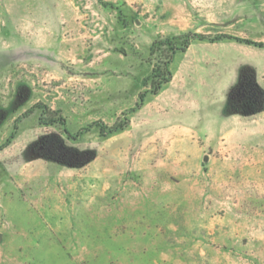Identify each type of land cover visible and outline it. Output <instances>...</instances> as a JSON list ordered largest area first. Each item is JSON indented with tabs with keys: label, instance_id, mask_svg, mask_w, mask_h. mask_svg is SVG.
<instances>
[{
	"label": "rangeland",
	"instance_id": "obj_1",
	"mask_svg": "<svg viewBox=\"0 0 264 264\" xmlns=\"http://www.w3.org/2000/svg\"><path fill=\"white\" fill-rule=\"evenodd\" d=\"M228 37L264 0H0V264H264V111L227 112L264 48Z\"/></svg>",
	"mask_w": 264,
	"mask_h": 264
},
{
	"label": "trees",
	"instance_id": "obj_2",
	"mask_svg": "<svg viewBox=\"0 0 264 264\" xmlns=\"http://www.w3.org/2000/svg\"><path fill=\"white\" fill-rule=\"evenodd\" d=\"M191 37H198V35H190ZM233 38V37H228ZM239 42L246 43L249 45H254L256 47L264 48V42H255L251 40H245L240 38H233ZM190 39L188 38L186 41V47L190 44ZM154 77L157 78V81L153 82L154 86V93H158V91L162 88L163 84H166L170 82L172 78L171 72L166 67L165 70H161L160 68L154 70ZM240 90L242 92L243 97H239L235 94V90L232 92V95L230 96L227 104V112L228 113H246L249 115H256L260 112L264 111V96L262 90L259 88L258 83L256 82L255 78L249 74L244 77V80L240 86ZM146 94L143 93L140 95L141 102L144 100ZM128 124L125 122V124H116L111 129H107L104 125L100 126V132L104 136H107L109 134H113L115 132L123 130ZM81 134V131L78 135Z\"/></svg>",
	"mask_w": 264,
	"mask_h": 264
}]
</instances>
